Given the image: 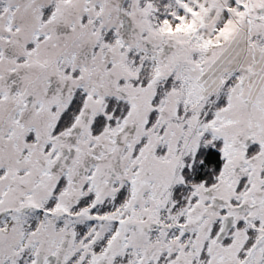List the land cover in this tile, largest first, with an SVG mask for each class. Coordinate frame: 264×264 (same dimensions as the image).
<instances>
[{
	"label": "snow or ice",
	"instance_id": "snow-or-ice-1",
	"mask_svg": "<svg viewBox=\"0 0 264 264\" xmlns=\"http://www.w3.org/2000/svg\"><path fill=\"white\" fill-rule=\"evenodd\" d=\"M0 264H264V0H0Z\"/></svg>",
	"mask_w": 264,
	"mask_h": 264
}]
</instances>
